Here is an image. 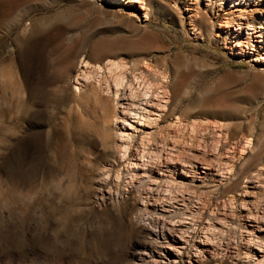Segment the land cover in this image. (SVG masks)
Wrapping results in <instances>:
<instances>
[{
	"label": "rangeland",
	"instance_id": "rangeland-1",
	"mask_svg": "<svg viewBox=\"0 0 264 264\" xmlns=\"http://www.w3.org/2000/svg\"><path fill=\"white\" fill-rule=\"evenodd\" d=\"M143 1L0 0V264H264V0ZM101 40L167 79L146 154L191 172L132 171L147 133L119 139L80 64Z\"/></svg>",
	"mask_w": 264,
	"mask_h": 264
},
{
	"label": "bare ground",
	"instance_id": "bare-ground-1",
	"mask_svg": "<svg viewBox=\"0 0 264 264\" xmlns=\"http://www.w3.org/2000/svg\"><path fill=\"white\" fill-rule=\"evenodd\" d=\"M134 2L140 3L142 5V8L144 7L143 6L144 4H147L143 0H141V1L140 0H134ZM240 18H242V17H240ZM249 27L250 26H248V28ZM67 28H69V27H67ZM244 29H245V27H244L242 21L239 20L238 24H237V30L239 31V33H242ZM257 32L258 31L254 30L253 34L255 35V33H257ZM249 34L251 35L252 33H249ZM152 40H153L152 36L151 37L145 36L144 38H142L141 42L146 44V43L151 42ZM101 41H99L97 43H93L91 46V53L89 52L90 57L92 59L97 60V61H102L104 59H108L106 64H104L103 66L99 64L97 66V69L95 68L93 70L94 72L96 71L95 73H97V74L94 75V74H92V71H88L89 70L88 66H91V65L88 64V61L86 59L83 61L81 60L80 64H81V67H85V68L87 67L88 68L87 69L88 74L87 73H86V75L84 74L86 76L84 78H86L85 79L86 82H89L92 84V94L94 93L96 100L98 101V103L101 106L100 108H102L104 111V114L107 117H113L114 118L115 127H117L119 129V131L117 130L119 132L118 133L119 139L127 140L129 143H132L135 139V137L132 135L133 132H136L137 134H140V135L147 133L146 135L148 137L146 135H144V136L141 135L143 137V139H145L144 141H143V139H142V141H140L141 145H142L141 152H139L138 155H135L132 158L133 161L130 162L131 163L130 168L132 169V171L133 170H135V171L140 170V171L144 172L142 174L144 177L147 175L149 176L150 174L153 175L155 173L166 175L167 173L164 174L165 171L170 172V174L178 173V175H179L178 177H183V175H182L183 173L191 172L192 170L189 168L190 165L186 164L187 162L185 163L184 160H181L177 156L176 157L169 156L168 153L165 152L166 155L164 157L162 155L157 156L156 154H154V156L155 155L157 156V158H155L154 156H152L153 151L150 152L148 155L146 154V151H147L146 150L147 149L146 143L148 144L149 141L155 140V138H156L155 133L158 132V131L147 132V128H157V130L162 131L164 135L162 133H160V134H162L164 136L163 137L164 139H168L169 138L168 134H170L175 129V128H173V130H171L170 128H172V127L169 124L166 125L167 127H160L159 126V124L161 122L165 121V119H164L165 115H166L165 111L168 110L167 103H169V95H168L169 91L167 89V87H168L167 79L164 77V75L161 76V72L156 73L157 69H154L153 65L147 60L143 59L140 61H136L133 64H131L130 66L124 62H121V61H118V62L114 61L113 60L114 58L112 59V57H118L120 55V51L116 50V46H117L116 42H112V41H108V40H105L102 42ZM133 52H135L134 47H133V45L130 44L129 47L126 49V53H130V55H131ZM76 56H78V55H76ZM74 61L75 60L72 57V55L64 58V60H63V62L65 64H68V65H69V63H74ZM81 70H83V69H81ZM84 71H86V70H84ZM152 75H154V77H155L154 79H157L156 81H153V78L151 77ZM28 86L30 89V85H28ZM170 88H171V86H170ZM94 104H96L95 101H94ZM112 108H113V110H112ZM153 110L165 112V114L154 113V115H158L159 117L157 119L151 118V112L150 111H153ZM113 111H114V115L112 114ZM202 112H207L210 114L215 113V114L220 115L222 117L223 116L232 117V115L234 114V111L231 107L223 108V109L218 110V111L202 110ZM260 124H261L260 128L262 130H264V120ZM176 125L178 126V132L176 130V132L178 134L177 136H179L181 138V139H179V138L178 139H179V141L180 140L182 141V138H184V136H185L186 124L184 123L182 118H178V120L176 121ZM176 125L174 127H176ZM130 131H132V133H129ZM136 133H135V135H136ZM110 136H111V134L107 135L108 138ZM173 139H175V138L173 137ZM108 140H110V139H108ZM170 140L172 141V139H170ZM175 142H177V141H175ZM169 143H170V141L168 142V144ZM184 143H182V144H184ZM246 143H249V142H246ZM152 144H153V146L158 145V144H155L153 142H152ZM175 144H177V143H175ZM167 146H169V145H167ZM180 148H181V146H180ZM182 149H183V147H182ZM156 150H157V148H156ZM127 151H128V149H127ZM162 152H163V150H162ZM150 154H151V156H149ZM161 177H163V176H161ZM155 180L153 181V179H152V183L153 184L155 183L157 185V182L159 180L158 181H155ZM163 201L161 200V202H163ZM163 204H164V202H163ZM250 240H252V238H250Z\"/></svg>",
	"mask_w": 264,
	"mask_h": 264
}]
</instances>
